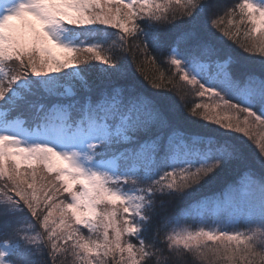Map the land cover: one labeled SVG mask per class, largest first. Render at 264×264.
Masks as SVG:
<instances>
[{"label":"snow or ice","instance_id":"obj_1","mask_svg":"<svg viewBox=\"0 0 264 264\" xmlns=\"http://www.w3.org/2000/svg\"><path fill=\"white\" fill-rule=\"evenodd\" d=\"M213 29L264 57V0H0V264H57L61 255L74 264H181L185 254L194 264H264V171L245 167L220 193L174 213L156 205L246 164L245 142L229 133L255 143L264 170V59L221 60ZM110 49L139 51L137 69L155 89L164 74L157 82L144 66L159 70L166 55L172 75L207 99L192 114L224 131L178 130L165 97L118 82L130 73ZM91 62L108 83L90 82L93 69L81 65ZM184 212L229 221L173 227ZM241 223L249 230H236Z\"/></svg>","mask_w":264,"mask_h":264},{"label":"trees","instance_id":"obj_2","mask_svg":"<svg viewBox=\"0 0 264 264\" xmlns=\"http://www.w3.org/2000/svg\"><path fill=\"white\" fill-rule=\"evenodd\" d=\"M211 3H221V4H228L231 5L235 2V0H210ZM222 14V13H221ZM180 23L179 20L175 21V25H178ZM227 26V21L225 19L224 25L222 27ZM167 29L171 32L175 30L174 24H169L166 26ZM113 31V30H109ZM215 32V35L217 37V46L221 49L220 53V59H224V53L231 52L233 55L238 57L241 61L242 65L247 66H256V61L260 60L258 56H250L247 53H244L242 49L238 47L237 44H235L233 41L228 40L226 37L222 35L221 32H219L216 29H213ZM242 38V34L241 37ZM110 45V42H109ZM109 45H105L106 48L109 47ZM132 42L130 41L129 47L131 49ZM109 55L117 56V55H123L124 62L128 66L129 70V77L126 80L118 81L122 84H134L137 88V91H142L149 94H158L166 98L167 101H169L172 105L175 106L174 113L171 115V120L178 130L182 131L183 133L187 135H204V136H214L216 133H219L218 131L212 129V127L209 124L202 123L201 117L197 115L192 114V108L195 106L196 103H200L196 92L194 91L193 87L188 85L186 82L180 81L179 76H173L174 69L166 62V55L165 56H159V70H156L152 68L150 65L144 66V71L147 73V75L150 77V79H155L157 82H160V75L161 73L164 74V87L161 89H155L152 87L149 80L144 79V75L137 69V63L143 61L142 54L139 53L137 50H130L127 53H120L117 49H110L108 52ZM135 56V61L133 60V57ZM215 58V57H214ZM14 66V65H13ZM99 66L97 62H91L87 65H81V67L85 68H92L93 71L89 75L88 79L90 82H93L94 85L98 84L100 86H103V84L108 83L107 81H97L96 80V72L95 67ZM172 77V83L169 84L168 77ZM73 83H76L73 81ZM201 109L197 110L199 113ZM18 116L20 119H25L26 126H29L31 124V120L29 118V114L27 112H13L11 114V118H15ZM233 137H237L235 134H229ZM240 138V136H238ZM150 136H144L141 135L139 137L140 140L150 139ZM245 142L244 139L240 138ZM246 145V154H247V162L244 165H241L239 168H233L230 171L220 173L216 178L210 183V184H202L195 186V190L193 191L192 195L185 196L183 199H175L172 197L164 196V197H158L156 199V205L159 209L160 205H164V213H174L181 209H186L188 205L191 204V202L194 199H198L200 197H209L213 194H218L222 190L226 188L227 185L232 184L235 182L240 174L244 171L245 167H251L253 168L257 175L261 174L262 170L257 163V158L255 156V153L250 145H248L245 142ZM132 185H129V187ZM192 191V190H190ZM163 214V213H162ZM215 215H212L209 213L206 218H214ZM217 217V216H216ZM219 219L223 220L224 223L228 224L229 217L227 215H221ZM23 226V225H22ZM239 228L246 229L247 226L243 223L238 225ZM86 234V233H85ZM152 232L150 231L147 234L148 238H151ZM181 264H194V259L191 256V254H185L184 257L180 258ZM74 264V258L71 255H61L57 261V264ZM195 264H199L198 261L195 262Z\"/></svg>","mask_w":264,"mask_h":264},{"label":"rangeland","instance_id":"obj_3","mask_svg":"<svg viewBox=\"0 0 264 264\" xmlns=\"http://www.w3.org/2000/svg\"><path fill=\"white\" fill-rule=\"evenodd\" d=\"M258 57L260 59H264V57H260V56H258ZM193 89L196 92L195 94L197 95L200 103L207 102L206 97L205 98H201V97L198 96V86L193 87ZM200 111H202V109ZM15 118H19V117L16 116ZM202 123L209 124L212 127V129H214V130H216L218 132H223L224 131L222 129H219V126L218 125H214V124H212V123H210L208 121H204L203 119H202ZM229 134H235L237 136H240V138L244 139L245 142L248 145H250L251 148L253 149L256 158L258 157V155H259V149L257 148V146L255 145V143L253 141H248L246 137H243L242 136V134H237V133H229ZM259 135H260V129H257V137L258 138H259ZM260 158H264V157H260ZM129 185H131V184H129ZM129 185H128V187H129ZM130 187H132V186H130ZM226 225L227 224L224 223L223 220L217 218L216 216H214V218H211V219L205 217L204 220L201 222L198 219H195L193 217H190L187 212H184L183 213V218L179 221L178 226L177 225H174L173 227L188 228L189 230L195 231V230H198L199 227H205L206 229H217V228H224ZM169 230H171V229H169ZM228 230L231 231V230H234V229L230 227V228H228ZM236 230L248 231L249 229H248V226H247L246 229L239 228V226H237V229ZM83 231L86 233V230H83Z\"/></svg>","mask_w":264,"mask_h":264}]
</instances>
